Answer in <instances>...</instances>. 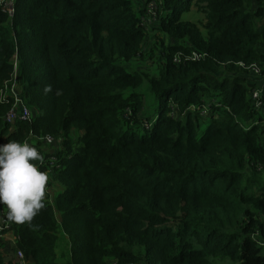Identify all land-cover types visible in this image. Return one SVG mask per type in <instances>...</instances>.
<instances>
[{
	"label": "trees",
	"instance_id": "trees-1",
	"mask_svg": "<svg viewBox=\"0 0 264 264\" xmlns=\"http://www.w3.org/2000/svg\"><path fill=\"white\" fill-rule=\"evenodd\" d=\"M194 5L202 25L182 18ZM163 9L172 40L147 80L156 110L145 128L142 75L128 66L147 33L134 0H14L12 17L0 7V89L17 58L34 115L5 123L0 103V144L54 138L35 145L57 189L51 202L31 222L7 212L29 264H264V184L250 167L264 168V78L256 109L259 82L237 64L256 62L264 76V0ZM192 51L206 55L173 62ZM204 104L200 135L190 106ZM13 255L0 251V264Z\"/></svg>",
	"mask_w": 264,
	"mask_h": 264
},
{
	"label": "built area",
	"instance_id": "built-area-1",
	"mask_svg": "<svg viewBox=\"0 0 264 264\" xmlns=\"http://www.w3.org/2000/svg\"><path fill=\"white\" fill-rule=\"evenodd\" d=\"M160 3H162V0H158ZM0 7L3 12L6 13L8 17H12L14 14V0H0ZM146 9V15L141 16V24L144 27L145 32L149 31V28L152 24V22L157 24L156 22H159V19L157 18V10H158V3L156 0L148 1L145 4ZM146 16H150V18H147ZM206 53H201L197 51H192L189 56H186L183 58V56L180 53H176L173 56V62L175 63H181V60H197L200 57H204ZM237 64L248 70V72L251 73V75L262 77L261 75L262 66L258 63H250L248 65H245L243 62H237ZM260 85V84H259ZM258 85V87L254 88L251 91V99L254 103V107L256 109H261L263 107L262 100L260 99L261 95V87ZM0 103H8L9 107L6 110V112L2 116V120L5 123L13 124L16 122H32L33 120V113L31 111V108L26 102V99L24 98L22 94L21 86L18 83L17 80V58L13 61V71L9 79L5 80L3 82L2 88L0 89ZM190 109L193 111H197L198 115L205 119H208V108L207 105H201L196 106L191 105ZM264 123V122H262ZM61 136H59V139ZM30 141V142H29ZM41 142L43 145H45L47 148L49 145L54 141V138L51 135H34L30 134L24 142H28L35 146L37 143ZM53 160V158H52ZM48 174V173H47ZM7 212L8 209L6 206L0 205V251H2L3 254H9L12 251L14 252L13 255V264H29L26 260V256L24 255L23 251L17 246L18 239L14 236V230L12 227L11 222L7 218Z\"/></svg>",
	"mask_w": 264,
	"mask_h": 264
},
{
	"label": "clouds",
	"instance_id": "clouds-1",
	"mask_svg": "<svg viewBox=\"0 0 264 264\" xmlns=\"http://www.w3.org/2000/svg\"><path fill=\"white\" fill-rule=\"evenodd\" d=\"M42 159L28 142L0 144V205L7 207L9 220L31 222L45 207L49 176L35 163Z\"/></svg>",
	"mask_w": 264,
	"mask_h": 264
},
{
	"label": "rangeland",
	"instance_id": "rangeland-1",
	"mask_svg": "<svg viewBox=\"0 0 264 264\" xmlns=\"http://www.w3.org/2000/svg\"><path fill=\"white\" fill-rule=\"evenodd\" d=\"M143 1L144 0H134V4L137 8H141V6H143L142 5ZM156 1L158 3L157 18L160 20L161 15L164 13L163 0L162 3H160V1L158 0ZM141 10L142 12L140 13V17L142 15L145 16L146 15L145 6L144 9ZM146 17L151 19L150 16H146ZM182 18L184 20H190L193 22H197L199 25H202L201 23L205 21V14L201 10L200 6L194 5L189 11L184 12L182 14ZM156 23L157 26H154V23L152 22L150 26L151 27L150 30L147 31L145 35V39L141 45L140 52L137 54V57H135L128 65L130 71H135L136 73L142 75L143 82L139 87L136 88V90H134V92L140 93L143 98V111H142V116L140 117L142 123L143 121L145 122V126H146L145 128H148V126L152 123V119L154 118L155 110H156V101L152 93L150 92V86L147 80L148 78L158 76V72L161 70V67L165 60V55L167 53L165 46L172 40L162 32V30L160 29V24H158V22ZM248 73L249 76H246V79L249 80V83L254 84L253 83L254 80L257 82L262 80V77L251 75L250 72ZM259 84L260 82L258 83V85ZM258 85L256 87H258ZM174 116L180 118L183 117L184 114L174 115ZM195 119L198 124L199 134L201 135L208 124V119H205L202 116L201 117L196 116ZM141 129L142 128H140V130ZM43 147L45 148V145H43ZM250 167H253L255 171L259 175H261V183L264 184V168L259 166L255 167L252 165ZM48 176H49V182L47 185L45 199L51 202L52 198L57 192V189L55 188L56 186L54 184L53 185L49 184L50 181H52V179H51V175L48 174ZM64 248L65 247L63 245V242L60 241V245L57 248V252L60 253L61 250H63Z\"/></svg>",
	"mask_w": 264,
	"mask_h": 264
},
{
	"label": "crops",
	"instance_id": "crops-1",
	"mask_svg": "<svg viewBox=\"0 0 264 264\" xmlns=\"http://www.w3.org/2000/svg\"><path fill=\"white\" fill-rule=\"evenodd\" d=\"M143 2H145V0H144ZM141 9H144L143 6H141ZM60 236H61V238H62L61 241L63 242V245H64V247H65V242H66V241L63 240L64 235H60ZM12 249H13V248H11V250H12ZM12 252H13V251H12Z\"/></svg>",
	"mask_w": 264,
	"mask_h": 264
}]
</instances>
